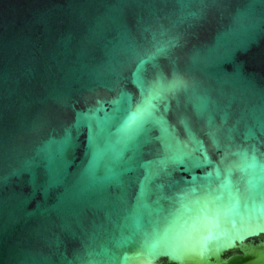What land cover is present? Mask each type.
Returning a JSON list of instances; mask_svg holds the SVG:
<instances>
[{
  "label": "water",
  "instance_id": "1",
  "mask_svg": "<svg viewBox=\"0 0 264 264\" xmlns=\"http://www.w3.org/2000/svg\"><path fill=\"white\" fill-rule=\"evenodd\" d=\"M133 248L264 264V0H0V264Z\"/></svg>",
  "mask_w": 264,
  "mask_h": 264
},
{
  "label": "snow or ice",
  "instance_id": "2",
  "mask_svg": "<svg viewBox=\"0 0 264 264\" xmlns=\"http://www.w3.org/2000/svg\"><path fill=\"white\" fill-rule=\"evenodd\" d=\"M150 116V112L148 108H141L139 109L132 117L131 120H129L125 125L122 126L121 132L126 135L130 136L133 134L140 125ZM80 117L83 118L84 120H89L91 119V116L85 113H81ZM195 181L196 178L193 177V187L189 190L192 195H197L198 194V189L195 186ZM208 195H211L210 189L206 190ZM167 210L163 207L158 208L157 212L158 214H163ZM178 239H181V237L178 236ZM206 252V249L201 252V255L203 256L204 253ZM141 251L138 248H133L131 250L126 251L123 256H122V262L123 264H134V261L138 260V258L141 256ZM171 254V253H170ZM173 259H179L178 256L173 255Z\"/></svg>",
  "mask_w": 264,
  "mask_h": 264
}]
</instances>
